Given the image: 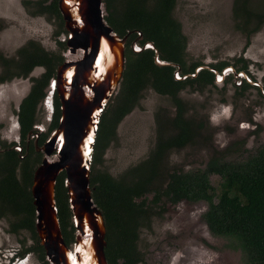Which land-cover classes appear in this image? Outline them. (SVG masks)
<instances>
[{
	"label": "trees",
	"instance_id": "1",
	"mask_svg": "<svg viewBox=\"0 0 264 264\" xmlns=\"http://www.w3.org/2000/svg\"><path fill=\"white\" fill-rule=\"evenodd\" d=\"M238 1H234L232 15L233 20L242 21V28L253 23L252 20L264 23V4L263 10L254 14L250 11L251 7L246 6L247 0H242L239 5ZM44 2L32 4L26 1L24 6L29 8L33 5L34 10L29 12L32 16L47 14L49 18L57 19L63 31L57 1L53 0L48 6H44ZM103 3L107 12L105 21L116 34L122 37L127 32H141L143 39L139 45L146 41L152 42L162 61L179 68L181 66L186 71V39L181 33L180 24L172 16L176 0H103ZM256 28L257 25L253 30ZM135 37L133 33L128 38L119 89L100 118L90 168L92 200L102 214L106 230L104 254L107 264L142 263L144 255L137 248L139 230L152 217L163 212L164 204L175 205L182 201L205 202L207 208L203 213V221L208 231L212 235L235 241L244 252L248 264H264V146L242 160L226 161L221 152H216L202 170L169 172L163 164L166 151L185 147L201 136L204 127L201 123L196 125L192 117H181L186 105L176 93L183 88V84L173 80L172 67L154 65L151 50L132 53L128 46ZM58 46L65 48L60 42ZM18 55L20 59L15 63L18 73L15 75L19 78L27 77L35 68L44 69L39 78L33 80L30 93L20 105L18 123L24 137L31 126L37 123V108L63 58L59 54L45 52L32 42L27 43ZM193 66L190 65V71ZM186 83L190 88L194 87L193 84L198 88L202 83H211V77L202 72L198 80ZM147 89L167 96L172 106H175L176 116L172 124L169 120L165 121L166 127L160 126L161 132L168 129L172 135L159 134L149 156L119 179L98 171L103 151L113 142L117 126L138 106ZM52 104L53 113L47 136L57 126L59 119L56 95L53 96ZM43 140L44 135H41L40 142ZM34 163H39L37 157L31 162H23L12 151L0 161V220L7 221L11 234L26 231L33 241L32 246L23 249L22 254L11 251V260L15 261L16 257L20 260L32 254L41 264H47L33 228L34 209L29 188ZM211 175L220 179L217 192L210 183ZM63 180L64 176L60 174L55 185V201L62 237L68 246L73 243L74 229ZM147 195H151L149 201Z\"/></svg>",
	"mask_w": 264,
	"mask_h": 264
},
{
	"label": "rangeland",
	"instance_id": "2",
	"mask_svg": "<svg viewBox=\"0 0 264 264\" xmlns=\"http://www.w3.org/2000/svg\"><path fill=\"white\" fill-rule=\"evenodd\" d=\"M26 1L33 3L40 0H0L1 52L14 56L18 49L28 42H34L48 53L61 52L64 58L65 49L61 51L58 42H65L66 33L56 34L59 31L58 20L49 18L47 14L30 15L29 12L34 10L33 5L24 7L23 2ZM46 1L48 4L50 0ZM256 1L262 3L263 0ZM231 4L232 0H176L172 16L180 23L186 39L187 61L209 64L229 60L235 64L240 57L246 61L247 68L264 72V27L251 37L250 45L243 51L244 41L234 26ZM104 14L106 16L107 12ZM43 71V68H35L29 78H38ZM27 82L26 79L0 86V120L9 130L16 118L14 110L27 93ZM249 97L253 100L254 92L233 95L229 90L217 87L202 92L184 90L181 98L187 108L209 118L211 134L183 150L169 153L166 165L169 172L202 170L212 150L231 147L233 142L243 140L247 153H233L234 149L230 148L226 161L246 158L264 146V105L257 106L252 102L248 106ZM160 108L169 110V101L146 90L138 106L117 126L115 138L103 151L97 170L119 179L145 160L154 146V116ZM39 113L37 126L46 131L51 114L44 107ZM209 179L217 192L219 177L211 175ZM146 198L149 201L151 195ZM206 208L205 202L164 204L163 212L152 217L139 230L137 248L144 255V261L140 264H248L244 252L235 241L208 231L203 221ZM32 244L28 232L11 234L7 221L0 220V264H4L3 257L7 258L9 252L22 254L23 249ZM72 245L68 247L72 248ZM24 258L17 264H41L32 254Z\"/></svg>",
	"mask_w": 264,
	"mask_h": 264
},
{
	"label": "water",
	"instance_id": "3",
	"mask_svg": "<svg viewBox=\"0 0 264 264\" xmlns=\"http://www.w3.org/2000/svg\"><path fill=\"white\" fill-rule=\"evenodd\" d=\"M57 10L66 33L64 58L61 55L63 61L49 80L41 105L46 108L49 102L52 108L55 94L60 114L57 126L41 146H36L41 161L29 188L33 228L47 264H107L106 230L102 214L92 200L90 168L100 118L122 79L129 36L136 34L128 46L132 53L151 50L154 65L170 66L175 80L183 78L178 76L177 65L159 59L152 42L138 44L143 39L141 32H127L122 37L116 34L105 21L103 0H57ZM13 123L17 132L16 118ZM33 131L36 145L44 129L34 125L27 136ZM15 149L19 151L20 147ZM60 174L64 176L74 229L72 248L64 242L57 217L55 185Z\"/></svg>",
	"mask_w": 264,
	"mask_h": 264
},
{
	"label": "flooded vegetation",
	"instance_id": "4",
	"mask_svg": "<svg viewBox=\"0 0 264 264\" xmlns=\"http://www.w3.org/2000/svg\"><path fill=\"white\" fill-rule=\"evenodd\" d=\"M40 1H45L43 3V5L44 6H48L53 0H50L48 2V4H47L46 0H40ZM234 1L235 0H232V4H231V17H232V20H233L232 8H233ZM36 2H39V1H36ZM241 2H242V0H239L237 2V4L239 5ZM34 3L35 2H33L32 4H34ZM247 3H246V6L249 5L251 7L250 11L252 13H254V14H256L257 12L259 13V12H261L263 10V9L261 10V8H262V6L264 4V0L262 1V3H259L256 0H249V1L247 0ZM23 6H24V2H23ZM233 22H234V26H235L236 30L239 32V35H240L241 39L244 41L243 51H246V49L250 45L251 37L254 36L255 34H257L264 27V23L263 22L257 23L256 21L252 20L253 23L248 24L247 26L242 28L241 27L242 21L240 19H237V21L233 20ZM256 25H257V28L255 30H253ZM62 30H63V26H62ZM63 32H64V30L61 31L60 30V26H59V31H57L56 34H58V35L61 34L62 35ZM181 33H182V31H181ZM32 43H34V42H32ZM60 43H63L65 45L64 42H60ZM35 44L39 45L37 43H35ZM25 46H23L20 49H18L15 52L14 56H6L0 50V86L11 85V84L16 83L18 81L22 82V81H24L26 79L28 80V82H27V85H28L27 93L22 98L20 104L16 107V110H14L15 111L14 113H16L15 116H16V121H17V124H18V131L16 132V130L14 128H12L13 127V126H11L13 124L12 122H10V124H11L10 126L11 127H10V130H9L6 126L5 127L3 126V121L0 120V161H2L6 157V154L9 151H12V152L15 153L16 158L19 161L31 162V160L33 158L37 157L38 160H39V163H40L41 154H40L39 151L36 150V146L39 147V146H41L43 144V142L45 141L46 136H47L46 135L47 134V130L46 131L44 130L37 137L36 145L34 143V140L36 139L35 134H34L35 131H33V133L29 137L27 136L28 131H30L33 128L34 125L38 124L39 114L40 113H36L37 116H38L37 123H35L34 125L31 126L30 130H28L25 133L24 137H22V135L20 133V126H19V123H18V114H19L20 105H21L22 101L27 97L28 93H30L31 87L33 85V80L37 79V78H29L31 72L34 69L29 73V75L27 77H24V78L23 77L19 78V76L15 75V74L18 73V71L15 69V63L20 59L19 55H18V52L22 48H24ZM59 49L62 51L61 48H59ZM185 53H186V49H185ZM50 54H52V53H50ZM58 54L61 56V52L58 53ZM186 65H187L186 66V71H183L181 66H180V69L178 71V76L180 78H183V79L175 80L173 78L174 81L180 82L181 84H183V88L180 89L176 93V96L180 99V101L184 105H186V103L181 98V94H182V92L184 90L189 89V90H192L193 92H202V91H204L207 88H213V87H217L220 90H229L233 95L234 94H241V93H243V94L246 93L247 94L249 92H254V97L251 98L253 100H250V97H249V101L247 102V105L249 106V104H251L252 102L257 103V106L264 105L263 104L264 103V72H258L257 70L254 71L253 69H251V67L247 68L246 61H242L240 59V57H238V59L235 62V64H234V62H230L229 60L228 61H224L223 60V61L212 62V63H209V64H204L202 62H195V61H192L191 63H188L187 56H186ZM190 65L191 66L194 65L193 68L191 69V71L189 70ZM202 72L208 74V76L211 77V83H202V86L198 87V88H197V86L195 84H193L194 87L190 88L187 85L186 82L198 80V77H199V75ZM215 77L219 78L220 80L217 81L215 79ZM147 90L153 91L151 89H147ZM154 93L157 94L156 92H154ZM160 97H163V96H160ZM233 97H235V99L238 98L236 96H233ZM163 98H166L169 101L170 109L167 110L165 108H160L155 113V116H154L155 134H154V146H153V148L155 147V143H156V141L158 139L159 134H164L165 133L167 136L172 135V131L168 130V129H167L166 132L165 131L161 132L160 131V126L166 127L165 126V124H166L165 121H169V120H170V123L172 124V121H173V119L176 116V108H175V106L174 107L172 106L171 99L168 98L167 96H164ZM52 103H53V97H52ZM235 105H237V104H235ZM42 107H43V105L40 104V106H38V108H37V112H40V110H42ZM45 109H46V112H51V109H52V112H51V115H52V113H53V104H52V108H51V106H50V104L48 102V105H47V107ZM181 117L184 118V119L187 118V117L188 118L192 117L193 119L196 120V122H195L196 125H199V123H201L203 125V127H204L203 129H201V136L196 137L191 143L187 144L186 146L191 145L192 143H194L197 140H203L204 137L205 136L207 137V135L211 132L209 130L210 129L209 123H208L209 118H207V116H205V117L202 116L197 111H192L191 109L187 108V105H186L185 111H183L181 113ZM252 119H254V118H252ZM250 121H247V122H250ZM49 122H50V120H49ZM237 127H239V125H237ZM176 134H177V131H176ZM41 135H44V140L42 142H40ZM253 138H255L254 135H253ZM233 143H232L233 145H231V147L221 148L222 150H217V149L212 150L209 159L213 155H215L216 152H221L223 157H224V159H226V156H228V154H229L228 150L230 148L234 149L233 153L240 154L242 152H246V149H244L243 140L238 141V142H233ZM16 146L20 147L19 151L17 149H15ZM242 146H243V148H242ZM185 147L168 149L166 151V153L164 154L163 164L168 165V161L167 160H168L169 153H171L172 151L183 150ZM153 148H152V150H153ZM240 149H242V151ZM149 154H148V156H149ZM249 155H251V154H249ZM209 159L206 161L205 165L207 164ZM243 159H245V158H243ZM240 160H242V159H240ZM39 163H34L32 165V170H33L32 174H33L35 168L38 166ZM31 180H32V178H31ZM5 258L3 257V260H4L3 263L4 264H9V262H10V264H12L14 262L13 260H11L13 258V255L10 252H9V256H7L6 259ZM15 262H19V258L18 257L15 258Z\"/></svg>",
	"mask_w": 264,
	"mask_h": 264
},
{
	"label": "bare ground",
	"instance_id": "5",
	"mask_svg": "<svg viewBox=\"0 0 264 264\" xmlns=\"http://www.w3.org/2000/svg\"><path fill=\"white\" fill-rule=\"evenodd\" d=\"M96 67L98 68V64L96 65ZM72 260V259H71Z\"/></svg>",
	"mask_w": 264,
	"mask_h": 264
}]
</instances>
